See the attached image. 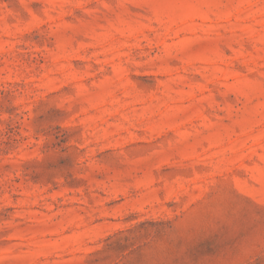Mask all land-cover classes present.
<instances>
[{
	"label": "rangeland",
	"instance_id": "rangeland-1",
	"mask_svg": "<svg viewBox=\"0 0 264 264\" xmlns=\"http://www.w3.org/2000/svg\"><path fill=\"white\" fill-rule=\"evenodd\" d=\"M0 264H264V0H0Z\"/></svg>",
	"mask_w": 264,
	"mask_h": 264
}]
</instances>
